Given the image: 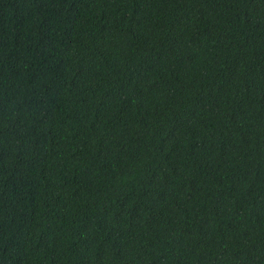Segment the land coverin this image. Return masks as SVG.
I'll list each match as a JSON object with an SVG mask.
<instances>
[{"label":"trees","instance_id":"obj_1","mask_svg":"<svg viewBox=\"0 0 264 264\" xmlns=\"http://www.w3.org/2000/svg\"><path fill=\"white\" fill-rule=\"evenodd\" d=\"M0 264H264V0H0Z\"/></svg>","mask_w":264,"mask_h":264}]
</instances>
